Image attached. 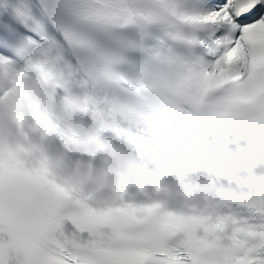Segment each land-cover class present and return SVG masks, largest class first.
<instances>
[{
  "label": "snow or ice",
  "instance_id": "1",
  "mask_svg": "<svg viewBox=\"0 0 264 264\" xmlns=\"http://www.w3.org/2000/svg\"><path fill=\"white\" fill-rule=\"evenodd\" d=\"M0 80L24 157L0 162V264H264V0H18ZM37 133L89 156L115 139L131 163L98 196L92 164H51Z\"/></svg>",
  "mask_w": 264,
  "mask_h": 264
},
{
  "label": "clouds",
  "instance_id": "2",
  "mask_svg": "<svg viewBox=\"0 0 264 264\" xmlns=\"http://www.w3.org/2000/svg\"><path fill=\"white\" fill-rule=\"evenodd\" d=\"M4 88V81L0 80V89ZM3 98L0 97V100ZM67 124H72V121L66 122ZM90 125H80L76 127L77 131H79L82 135H88V129ZM45 152V151H44ZM12 153L14 157L13 159H9L8 154ZM46 153V152H45ZM47 154V153H46ZM90 158H99V162L96 166H93V169L88 170L85 174V187L93 186V191L98 196H104L109 194V189L107 184L104 181V172L106 170H113L112 181L118 182L120 172L126 171L131 163L128 155L120 150L115 144H107L105 143L104 147L100 149L95 156H89L88 153H83ZM49 158V162L54 165H62L63 161L61 156H52L47 154ZM24 159L23 153L19 151L16 138L13 135V130L9 126L5 129V135L0 137V162L17 164ZM81 168H73V176L78 177L82 174ZM95 175L96 179L93 184L91 179L92 175ZM110 194L115 195L114 191L110 192ZM175 200V197H172Z\"/></svg>",
  "mask_w": 264,
  "mask_h": 264
}]
</instances>
